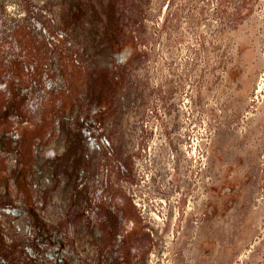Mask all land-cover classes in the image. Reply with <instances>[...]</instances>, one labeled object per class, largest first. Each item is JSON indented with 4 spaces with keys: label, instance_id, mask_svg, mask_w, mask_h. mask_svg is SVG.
<instances>
[{
    "label": "rangeland",
    "instance_id": "374dc122",
    "mask_svg": "<svg viewBox=\"0 0 264 264\" xmlns=\"http://www.w3.org/2000/svg\"><path fill=\"white\" fill-rule=\"evenodd\" d=\"M19 28L49 62L31 90L0 76L23 98L0 99V264H90L102 173L143 231L135 264H264V0H0V45ZM46 106L43 139L9 129Z\"/></svg>",
    "mask_w": 264,
    "mask_h": 264
},
{
    "label": "flooded vegetation",
    "instance_id": "af4514ba",
    "mask_svg": "<svg viewBox=\"0 0 264 264\" xmlns=\"http://www.w3.org/2000/svg\"><path fill=\"white\" fill-rule=\"evenodd\" d=\"M127 33L132 36L133 30L130 28ZM133 48L131 47L130 50H133ZM78 70L81 83H85V68L82 66L80 69L78 68ZM114 79L119 81L117 76H115ZM108 81L109 77L103 68L98 69L92 78V83H94L96 88L98 86L101 89L102 94L108 89ZM79 98L80 91L76 96V100ZM109 126L108 124H104V133L105 129L107 132ZM106 136H108V133H106ZM106 136L103 135L105 139ZM112 151L113 149L111 148V152ZM116 151L118 152V149ZM113 155L112 153V156ZM102 174L103 177H101L95 188H90L88 193L89 197L83 203L84 212H95L97 218L95 224L99 227L101 233L100 241L97 247L93 249L94 254L92 257L87 255L85 258L90 264H100V258H104L106 261L101 264H135V259L139 257L143 248V231L139 223L134 226L132 220L122 216L119 208L122 206L114 202V196L121 191H119L118 186H111L110 182H108L110 185L107 184L105 173ZM107 181H109L108 178ZM111 183L113 184L112 181Z\"/></svg>",
    "mask_w": 264,
    "mask_h": 264
},
{
    "label": "trees",
    "instance_id": "16d2710c",
    "mask_svg": "<svg viewBox=\"0 0 264 264\" xmlns=\"http://www.w3.org/2000/svg\"><path fill=\"white\" fill-rule=\"evenodd\" d=\"M48 50L46 45L42 43H38L34 36L31 35L30 31L26 28H19L14 33H12L9 39L5 40L4 43L0 45V76L2 74H10L13 79H18L21 83V88L23 90H29L30 84L33 78H40V75L43 71H47V64L49 62ZM73 74L79 78V70L76 67H73ZM11 79H8V82L11 84ZM2 81L0 80V83ZM81 87V86H80ZM31 90V89H30ZM33 91V90H32ZM12 88L11 85L6 89L5 92L0 89V99L3 100L5 96L9 93L11 95ZM60 96L62 98H70L73 99L74 96H77L76 90L74 88L68 86L66 90L61 91ZM50 93L46 94L44 98H42V102L45 104L47 102ZM12 95L10 99H12ZM18 103L23 101L22 96L14 97ZM59 104L60 106H56L53 111L55 114H58L59 111H65L63 108V102ZM47 105V104H46ZM60 107V108H59ZM48 106L44 109L43 119L44 121L40 126L33 125L26 119L25 117H21L15 121L6 120L9 129L11 131L19 132L20 129H29L31 132L30 138H40L43 139L45 137V129L48 130L50 124L45 120L48 111ZM62 109V110H59ZM54 114V115H55ZM53 115V116H54ZM10 132V131H9ZM117 204L122 207L120 208V212L123 217L132 220L134 226L138 224V220L133 214L132 208L128 204V201L125 195L122 192H119L114 196Z\"/></svg>",
    "mask_w": 264,
    "mask_h": 264
},
{
    "label": "built area",
    "instance_id": "2783aa9c",
    "mask_svg": "<svg viewBox=\"0 0 264 264\" xmlns=\"http://www.w3.org/2000/svg\"><path fill=\"white\" fill-rule=\"evenodd\" d=\"M128 115H129V119H128V125H126V127H127V133H130V130L132 129V126H133V120H134V116H135V111L134 110H129L128 111ZM156 128V127H155ZM149 129H151V126L149 127ZM124 136V146H125V156L126 157H128L129 155H130V150H129V147H128V143H127V141L129 140V135H123ZM121 137H122V134H121ZM121 143L122 142H119L118 143V150H122V149H120L121 147ZM116 149V150H117ZM126 158H124V160H125ZM86 255H89V256H91L92 257V255L94 254V250L93 249H88L87 248V250H86Z\"/></svg>",
    "mask_w": 264,
    "mask_h": 264
},
{
    "label": "crops",
    "instance_id": "0c3cea01",
    "mask_svg": "<svg viewBox=\"0 0 264 264\" xmlns=\"http://www.w3.org/2000/svg\"><path fill=\"white\" fill-rule=\"evenodd\" d=\"M130 28H132V27H129L128 30H129ZM134 32H135V31H134ZM134 32H133V35L135 34ZM111 157H113V156L111 155Z\"/></svg>",
    "mask_w": 264,
    "mask_h": 264
}]
</instances>
